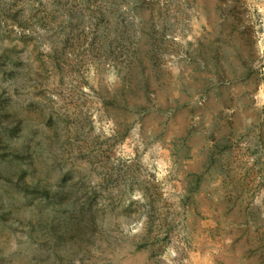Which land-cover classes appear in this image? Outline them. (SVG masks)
I'll list each match as a JSON object with an SVG mask.
<instances>
[{"label":"rangeland","instance_id":"obj_1","mask_svg":"<svg viewBox=\"0 0 264 264\" xmlns=\"http://www.w3.org/2000/svg\"><path fill=\"white\" fill-rule=\"evenodd\" d=\"M0 264H264V0H0Z\"/></svg>","mask_w":264,"mask_h":264},{"label":"trees","instance_id":"obj_2","mask_svg":"<svg viewBox=\"0 0 264 264\" xmlns=\"http://www.w3.org/2000/svg\"><path fill=\"white\" fill-rule=\"evenodd\" d=\"M43 193H44L46 196H49V195H50L49 190H48V189H45V188H44V190H43Z\"/></svg>","mask_w":264,"mask_h":264}]
</instances>
